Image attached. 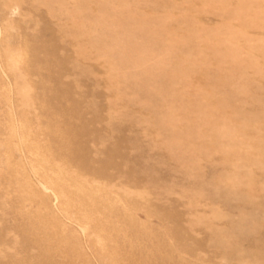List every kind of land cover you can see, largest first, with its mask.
Wrapping results in <instances>:
<instances>
[{"label": "rangeland", "instance_id": "374dc122", "mask_svg": "<svg viewBox=\"0 0 264 264\" xmlns=\"http://www.w3.org/2000/svg\"><path fill=\"white\" fill-rule=\"evenodd\" d=\"M0 264H264V0H0Z\"/></svg>", "mask_w": 264, "mask_h": 264}, {"label": "bare ground", "instance_id": "6f19581e", "mask_svg": "<svg viewBox=\"0 0 264 264\" xmlns=\"http://www.w3.org/2000/svg\"><path fill=\"white\" fill-rule=\"evenodd\" d=\"M44 186V185H43Z\"/></svg>", "mask_w": 264, "mask_h": 264}]
</instances>
